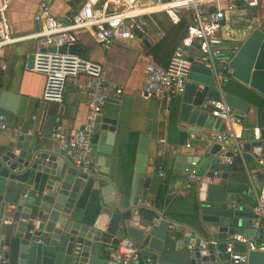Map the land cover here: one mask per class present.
<instances>
[{"label":"water","instance_id":"95a60500","mask_svg":"<svg viewBox=\"0 0 264 264\" xmlns=\"http://www.w3.org/2000/svg\"><path fill=\"white\" fill-rule=\"evenodd\" d=\"M259 1V23L228 66L232 77L256 90L263 102H244L237 96L242 91L237 95L224 91L223 81L218 87L208 68L193 65L178 106V144L186 142V126L211 127L213 118L203 108L204 103L223 100L239 122L249 125L233 148L254 157L264 156V0ZM66 50L79 52L77 45L59 48ZM32 66L30 54L26 68ZM25 104L26 98L6 90L0 82V116L9 126L15 117H24ZM62 110L60 104L45 102L42 117L48 116L43 132L41 128L22 131L0 143V251L5 264H117L110 260L109 252L123 238L139 248L140 260L135 264H232L225 252L230 235L241 234L256 241L263 238L262 230L251 227L252 216L247 218L238 208V185L243 181L229 173L236 168L220 160L234 153L219 154V145L214 144L202 158L175 156L173 173L188 176L193 171L200 177L184 222L191 238L175 243L168 235L174 222L147 203L151 181L145 173L148 139L140 140L132 183L117 188L108 174L115 120L101 119L94 152L100 169L83 171L71 165L51 141V134L58 129L52 130L57 123L55 115ZM213 127L216 129L218 123ZM180 163L186 166L180 168ZM239 172L246 178L243 167ZM83 190L95 201L90 209H79L76 204ZM234 251L245 253L246 248L235 244ZM247 254L246 264H263V253Z\"/></svg>","mask_w":264,"mask_h":264},{"label":"crops","instance_id":"0c3cea01","mask_svg":"<svg viewBox=\"0 0 264 264\" xmlns=\"http://www.w3.org/2000/svg\"><path fill=\"white\" fill-rule=\"evenodd\" d=\"M84 1L54 0L51 12L56 19L67 24ZM37 2L38 0H12L7 9L12 36L30 34L40 28L33 19ZM140 2L147 4L149 0H140ZM259 9L260 1L258 8L241 6L235 11L225 12L219 33L228 47L233 45L240 47L250 32L256 28L259 23ZM203 10L212 11L213 5ZM180 17L186 23L190 22V11L183 10ZM148 27L150 42L141 38L128 42L116 41L109 50H104L94 42L88 32L79 31L77 47L82 57L102 64L106 80L123 87V94L120 97L108 98L102 116L115 120L117 127L113 139L112 159L108 168L112 183L117 188L130 186L135 174L140 140L147 138L145 173L151 179L147 203L161 211L163 218L174 222L168 235L174 237L177 243L186 237L188 231V226H185L184 222L196 198V184L187 182V176L173 173L174 158L177 155L205 157L208 150L217 143L188 135L185 144H178V133L181 131L178 106L181 95L174 96L169 102L145 98L141 95L143 69L149 57L156 64L166 66L174 46L180 42L182 33L185 34V30L175 34V27L165 13L152 14ZM158 31L164 33L163 37L168 34L164 42L169 45L170 41H173L171 46H163L164 42L160 41L163 37L159 36ZM33 45L32 40L15 43L4 48L2 54L5 69H0V82L6 90L26 98L24 117H15L11 126V129H17L19 133L22 131L30 133L32 129L38 128L43 132L48 116L42 117L44 102L41 96L44 76L26 68V59L32 53ZM234 54L225 50L219 64L228 65ZM222 86L224 91L233 95L242 91L237 96L246 103L263 102L256 90L240 83L231 74L225 77ZM60 105L63 107L62 114L55 115L57 123L52 130L58 127L59 131L73 134L81 129L87 116L85 98L74 87L68 85L63 103ZM165 109L169 110L168 114H164ZM101 124L102 122L99 126ZM99 126L91 138L94 152L100 133ZM248 126L246 122L238 121L235 125L236 136L240 138L246 134ZM13 135V130L1 133L0 143L7 142ZM232 144L233 140L218 144V151L219 154L234 153V156L230 157L232 163L228 165L234 166L236 170L229 173L243 181L238 185L240 193L238 208L242 209L240 213L250 219L261 189V174H264V166L260 165L258 160L264 159V156L254 157L250 153L232 149ZM221 162L227 164L224 158H221ZM184 166L185 163H180V168ZM159 167H162V176L159 175ZM241 167L245 170L246 178L240 176ZM99 169L100 167L97 166L96 171ZM81 192L76 200L79 209H90L95 206V201L91 199L93 196L89 197V193L85 194L84 190ZM109 254L110 260L114 262L111 250Z\"/></svg>","mask_w":264,"mask_h":264},{"label":"built area","instance_id":"2783aa9c","mask_svg":"<svg viewBox=\"0 0 264 264\" xmlns=\"http://www.w3.org/2000/svg\"><path fill=\"white\" fill-rule=\"evenodd\" d=\"M11 2L12 0H0V69H5L2 61L4 48L32 40L33 66L30 70L44 76L41 100L44 103L62 104L68 85L85 98L87 116L83 127L73 134L56 129L50 137L56 149L69 159L71 165L83 171L97 170L91 138L101 122L108 98L120 97L123 87L106 80L103 66L99 62L86 59L79 52H61L59 48L77 45L79 31L88 32L94 42L104 50H109L116 41L128 42L141 38L150 42L148 25L152 14L165 13L172 24H177L181 12L189 10L193 14V23L175 46L167 65L160 66L149 57L143 69L141 95L169 102L174 96L184 92L193 65L208 68L216 85L221 86L232 70L228 65L219 64V61L225 50L236 53L239 49L238 45L228 47L219 33L225 12L235 11L241 6L259 7V0H149L147 4L140 0H85L71 16L70 22L64 24L51 12L54 0H38L33 19L40 28L30 34L12 36L7 19V9ZM210 5H213V10L205 12L203 8ZM158 32L159 36H164L163 32ZM203 108L213 118L211 127L206 130L186 126L185 132L189 136L217 144L233 140L232 149L237 150L238 148H233L235 140L239 138L235 133L238 120L234 110L223 100H209L203 104ZM168 113L169 110L165 109L164 114ZM216 122L218 127L214 129ZM220 126L224 127L223 131L219 130ZM9 130H13L14 135L19 134V130L11 129L5 118L0 116V134ZM221 158L227 164L232 163L230 157L221 156L220 160ZM258 163L264 166V159H259ZM158 170L162 176V167ZM199 181L200 177L193 171L187 176L189 183ZM251 214V227L262 230L263 238L256 241L241 234L230 235L225 240V252L230 255L232 264H246L249 251L263 253L264 264V174ZM158 222L159 220L154 226ZM186 237L191 238L189 234ZM235 244L243 245L246 252L234 251ZM111 256L117 264H135L140 260L139 248L125 238L111 249ZM6 262L0 251V264Z\"/></svg>","mask_w":264,"mask_h":264},{"label":"trees","instance_id":"16d2710c","mask_svg":"<svg viewBox=\"0 0 264 264\" xmlns=\"http://www.w3.org/2000/svg\"><path fill=\"white\" fill-rule=\"evenodd\" d=\"M190 16H191V20H190V22H185L181 17L179 18V22L177 23V24H173L174 25V27H175V30H176V32H175V34L177 35L178 33H182V31L184 32V30H185V34H186V31H187V28L193 23V14H192V12L190 11ZM185 34L184 33H182V37H181V39L185 36ZM167 33H166V35H165V37H163L160 41H162V42H164V41H166V37H167ZM172 42L173 41H170V43H169V45L166 43V42H164V44H163V46H171L172 45ZM166 43V44H165ZM165 47V48H166ZM174 48H175V46H174ZM174 48H173V50H174ZM173 52V51H172ZM171 56V55H170Z\"/></svg>","mask_w":264,"mask_h":264}]
</instances>
